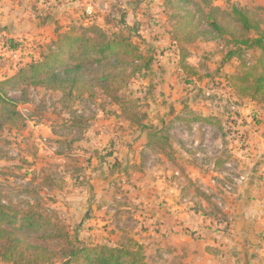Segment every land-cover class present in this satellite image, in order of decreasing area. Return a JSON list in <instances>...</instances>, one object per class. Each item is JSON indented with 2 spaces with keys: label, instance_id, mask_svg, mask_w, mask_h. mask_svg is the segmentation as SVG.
Segmentation results:
<instances>
[{
  "label": "rangeland",
  "instance_id": "obj_1",
  "mask_svg": "<svg viewBox=\"0 0 264 264\" xmlns=\"http://www.w3.org/2000/svg\"><path fill=\"white\" fill-rule=\"evenodd\" d=\"M210 2L231 15L246 10L264 31V0ZM81 4L55 29L99 27L130 38L150 68L118 90V102L100 89L66 96L8 88L24 125L6 124L0 113V203L51 214L77 247L141 248L148 264H264V224L256 229L255 213L246 218L241 202L264 178V94L252 82L231 81L242 75V63L264 60V51L232 34L191 42L184 9L201 5L209 14L204 0H88L90 10ZM51 31L1 36L0 82L40 61L57 38ZM149 128L170 148L150 140Z\"/></svg>",
  "mask_w": 264,
  "mask_h": 264
},
{
  "label": "trees",
  "instance_id": "obj_2",
  "mask_svg": "<svg viewBox=\"0 0 264 264\" xmlns=\"http://www.w3.org/2000/svg\"><path fill=\"white\" fill-rule=\"evenodd\" d=\"M204 2L206 6L211 5L210 0ZM208 8L209 14L205 13L201 5L196 6L195 12L184 9V31L191 34V42L199 38L215 40L232 34L238 38L236 41L239 44L264 51V31L246 10L234 8L231 15L216 7ZM219 15L222 16L220 20ZM204 19L207 28L199 30L198 24ZM59 31L56 30V40L50 42L48 52L40 61H32L20 69L15 77L0 82V113L6 124L15 127L24 125L18 103L6 94L8 88L25 85L26 88L62 92L66 96L74 93L93 95L96 89H100L114 102H118V90L136 73L150 68L151 62L147 61L140 46L130 38L109 37L99 27L85 30V33H75L72 29L65 33ZM250 31L255 33V38L247 36L246 32ZM242 68V75L231 77L234 85L238 86L241 82L248 86L252 82L256 92L264 94V60L253 66L242 63ZM22 98L24 102L28 101L27 90H23ZM201 121L210 123V119ZM154 137L163 150L170 148L161 132L148 133L150 140ZM153 144L150 142L149 146L154 148L156 144ZM0 258L9 264H53L61 260H65V264H148L141 248H113L105 245L77 247L67 229L51 214L40 212L33 206L20 210L2 203Z\"/></svg>",
  "mask_w": 264,
  "mask_h": 264
},
{
  "label": "crops",
  "instance_id": "obj_3",
  "mask_svg": "<svg viewBox=\"0 0 264 264\" xmlns=\"http://www.w3.org/2000/svg\"><path fill=\"white\" fill-rule=\"evenodd\" d=\"M81 2L90 10V4H86L88 0H76L70 4H63L57 0H0V37L9 36L24 39L34 36L42 38L43 33L40 32L53 30L51 38L55 39L56 25L63 27L62 22H65L71 13H75L73 8L78 5L82 6ZM56 5L57 7L54 8ZM44 8H46V12L43 11ZM67 11L70 12L66 13ZM255 180L249 185L250 190L245 191L243 197L245 202L242 200L241 202L243 204L242 212L246 214V218L249 213H255V227L259 229L262 227L258 224H264V191L260 188V186H264V178ZM257 181L261 183L260 186ZM259 193L262 194V197ZM260 207H263V212L259 210Z\"/></svg>",
  "mask_w": 264,
  "mask_h": 264
}]
</instances>
